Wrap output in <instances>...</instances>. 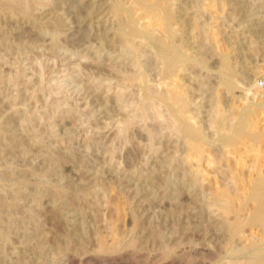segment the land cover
<instances>
[{"label":"rangeland","instance_id":"1","mask_svg":"<svg viewBox=\"0 0 264 264\" xmlns=\"http://www.w3.org/2000/svg\"><path fill=\"white\" fill-rule=\"evenodd\" d=\"M258 174L264 0H0V264H254Z\"/></svg>","mask_w":264,"mask_h":264},{"label":"bare ground","instance_id":"2","mask_svg":"<svg viewBox=\"0 0 264 264\" xmlns=\"http://www.w3.org/2000/svg\"><path fill=\"white\" fill-rule=\"evenodd\" d=\"M174 101H177L178 102V100L176 99V98H174ZM257 106V105H256ZM259 107V106H258ZM256 109V108H255ZM263 109V108H262ZM258 110V109H257ZM255 111V110H254ZM259 111V110H258ZM261 112V111H260ZM255 113V112H254ZM250 115V114H249ZM249 120H248V118L247 117H243L241 120H240V122H239V126L237 125V127H236V129H235V127H234V129L235 130H237V131H239V133H241V132H244L245 131V129H246V127H248V125H249ZM253 123H254V121H253ZM256 125V124H255ZM235 126V125H234ZM250 126V125H249ZM241 131V132H240ZM233 132H235V131H233ZM232 132V133H233ZM195 133H196V131H195ZM194 133V131H193V133H190V135H194L195 134ZM257 136V135H256ZM259 136V135H258ZM258 136H257V138H258ZM256 138V139H257ZM251 139H253V137L251 138ZM255 167V166H254ZM236 171V170H235ZM261 173V172H260ZM252 181V185H249V186H246L245 184H244V188L245 189H247L249 192H248V194H249V197L250 198H252L254 201H255V203H256V207H254L255 208V210H254V212H253V214L252 215H250V217H249V222H247V223H252V224H255L256 225V223H260V224H264V175L262 174H258L257 176H256V178L254 177V179L253 180H251ZM242 182V181H241ZM247 193V192H246ZM226 194V193H225ZM246 198H248V196L246 197ZM225 199V198H224ZM249 199V198H248ZM221 200V199H220ZM225 201H226V199H225ZM247 202V201H246ZM249 204V203H248ZM244 205V204H243ZM228 206V205H227ZM255 206V205H254ZM253 208V209H254ZM251 214V213H250ZM246 223V224H247ZM254 225V226H255ZM258 225V224H257ZM252 226V225H251ZM260 226V225H259ZM263 226V225H262ZM263 251H261V250H257L255 253H254V255H253V259H254V264H264V262H263V259H262V253ZM252 256V255H251Z\"/></svg>","mask_w":264,"mask_h":264}]
</instances>
